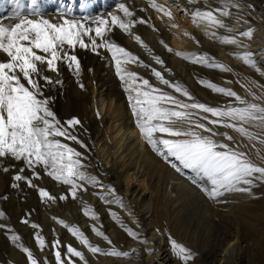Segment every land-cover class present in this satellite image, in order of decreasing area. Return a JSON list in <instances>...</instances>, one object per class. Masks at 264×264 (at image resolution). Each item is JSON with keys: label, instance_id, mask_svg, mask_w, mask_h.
<instances>
[{"label": "snow or ice", "instance_id": "snow-or-ice-1", "mask_svg": "<svg viewBox=\"0 0 264 264\" xmlns=\"http://www.w3.org/2000/svg\"><path fill=\"white\" fill-rule=\"evenodd\" d=\"M188 2L192 4L196 0H188ZM35 3L36 0H30L29 7ZM151 7L157 12L163 11L169 18L172 16V13L161 5L152 3ZM227 7L225 5V9L219 13L220 16L230 15ZM234 7H239V5H234ZM118 10L123 13V18L118 15H111L110 21L97 18L94 22L95 28L87 27L75 19L65 18L61 23H52L47 19L22 17L19 12L14 17V21L18 22L8 27H4V23L0 22V54H4L7 58V62H0V158H9L23 163V167L19 169L20 174L13 177L12 186L15 188L17 186L15 182L24 181L28 187L37 189L34 180L40 179L37 169L42 168L52 180L67 186L72 199L78 198V191L82 186L91 185L103 188L96 176L89 175L84 170L88 165L82 161H87L88 157L70 146V143L76 144L85 152L88 151V145L78 137L76 132L81 121L75 118L66 121L59 119L51 106L53 99L45 92L46 89L62 83L59 79L60 65H66L79 78L81 60L75 54L78 48L80 50L90 48L94 54L104 49L110 54L115 74L126 85L124 91L128 93L127 99L135 117L136 126L151 150L176 173L200 188L209 199L219 201L228 194L247 193L253 186L254 180L264 181V166L258 167L252 163L239 150V147H229L227 143L216 139V137H224L226 140H233L227 132L218 131V127L233 129L249 138L254 137L245 126H254L264 132V107L248 104L236 92L201 79L199 83L212 92L234 98L240 105H245L243 107L208 106L197 101L180 83L170 82L161 71L154 67L150 69L152 76L161 85L186 98L188 101L186 102L178 99L171 92L153 86L148 79L129 71L127 67L129 64L134 63L143 69H148L149 65L126 51L124 47L106 39L113 27L130 34L133 26V13L125 4H121ZM80 11L86 12V5L83 2ZM73 12L72 4L65 8L62 3L58 15L69 17L73 16ZM192 18L197 26L204 25L206 32L215 28H227L229 32L232 31L221 19H217L211 10H197ZM139 23L144 24L145 21L140 20ZM93 32L94 37L91 35ZM211 35L224 45L239 44V40L234 37L217 35L215 32H211ZM243 35L248 36L250 33L246 32ZM85 37H88L90 43H85ZM135 40L157 65L164 68V60L154 54L142 42L139 35L135 37ZM57 44L60 46L59 51L56 50ZM65 45L68 46L67 49ZM165 47L171 53V49L167 45ZM175 55L182 56L183 54L175 53ZM250 55L246 53L242 59L245 64L256 67L253 60L249 58ZM183 58L208 69L229 73L232 71L218 64L207 53L184 55ZM45 71L55 74L56 79L46 75ZM261 142L264 143V140ZM261 159L264 160V157ZM25 170L31 172V177L23 175ZM4 171H9V168H4ZM37 190L44 203L56 202V198L45 189ZM107 191L112 192V189ZM65 199V195L59 196L60 201ZM100 199L109 203L113 202L107 201L106 196H101ZM114 203L119 205L122 202L117 199ZM84 215H90L92 220L99 219L97 214L88 207H85ZM110 215L113 219L119 220L114 212ZM3 216L4 213L0 212V217ZM22 222L26 225L30 223L28 219ZM57 223L68 229L71 235L92 253L100 251L99 248L89 243L88 238L78 228L65 224L63 220ZM30 226L32 229L39 228L37 223H31ZM0 227L4 226L0 225ZM92 231L96 236L108 239L98 229L93 228ZM128 233L132 237L137 235L130 229ZM11 239L17 241L20 237L13 235ZM36 243L41 250L46 246L45 239L39 232L36 233ZM59 243L58 239L52 243L53 249H56V264L62 262ZM21 247L32 264H36L32 252L23 245ZM172 247L177 256L186 261L190 258L186 248L175 242ZM67 253L72 257L84 259L83 254L71 246L67 248ZM112 255L121 256L126 253L114 252ZM44 264H47V261ZM64 264H71V261H64Z\"/></svg>", "mask_w": 264, "mask_h": 264}, {"label": "bare ground", "instance_id": "bare-ground-1", "mask_svg": "<svg viewBox=\"0 0 264 264\" xmlns=\"http://www.w3.org/2000/svg\"><path fill=\"white\" fill-rule=\"evenodd\" d=\"M90 1L93 5L94 1ZM115 1L118 2V0ZM250 1L254 3L237 8L240 10V15L234 13L229 16H220V14L213 13L217 19H221L228 28L232 29L231 32L227 28H215L206 32L204 25H202L196 26L193 32L187 33L188 36L185 35L186 37L181 34L183 38L177 36L178 32L169 30L170 26H168L167 21L161 19L162 14L157 13L151 7L153 0H124L119 2V6L125 4L129 7V10L134 8L133 11H136L137 8H140L141 12L138 15L142 16L141 20L145 21L141 26L132 28L130 34L116 28L118 39L125 50L149 65L148 69H143L133 63L127 66L128 70L148 79L153 86L168 91L170 89L161 85L152 76L150 69L154 67L166 77L170 72V67H175L182 63L184 59L183 55H175V53H179L176 49L183 48L192 51L198 49L200 51L198 54H204L203 51L205 50L200 46V43L214 44L212 46L215 48V54L222 62L220 64L232 69L230 72L231 77L223 72L216 80L219 81V87L226 89L229 87L238 93L241 90L240 88L244 87H241V83H243L245 87L242 88L243 94L239 97L248 104L264 107V75H261V73H264V2L260 0ZM164 2L166 6L177 3L179 5H190L188 0H164ZM134 5H136V8ZM245 10L246 13H249L248 17L244 14ZM119 13L123 15L122 12L119 11ZM251 17H253V20L254 17L257 18V24L260 27L256 29L255 34H252L250 39L252 43L250 42L249 45H246L243 40L244 43L239 41L238 45H224L211 35V32H215L217 35H227L233 38V35L241 27L250 22ZM50 18L56 19V16L53 15ZM141 28H144L147 37L151 38L154 52L157 50L161 53L166 65H164V68L157 65L147 51L136 42V33ZM165 45L171 49V53ZM241 47L248 48L246 53L251 54L249 58L253 60L256 67L244 63L243 55H241V52L244 51L241 50ZM99 52L102 53V51ZM219 59L217 60L219 61ZM108 62L110 64V60L106 63ZM86 71H88V66L81 71L79 77L82 80H88L89 84L92 85L94 83L92 77L83 74ZM119 80V77H115L112 89L106 90L107 94L112 97L111 99L116 102L115 110L117 112L122 111L119 117L120 123L116 128V135L121 134V137L115 145L116 149L113 154L115 156V154L120 153L119 156L121 157L119 163L113 157L111 170L105 171L104 167L95 158L89 159V155L94 153L92 142L100 139L102 128L99 122L92 120V118H85L84 121L88 126L89 122H96L88 137H84L86 139L85 144L88 145V151L85 152L84 150L88 157L86 161L88 167L84 170L87 174L96 176L102 182V185L111 187L110 200L107 201L113 202L109 203L100 199L101 196H105L100 191H105L106 186L92 188L91 185H85L78 191L79 199L83 203L79 213L75 215L74 219L66 216V219L64 218L65 221L67 220L65 224L72 222L73 227L82 231L88 238L89 243L99 248L100 251L92 253L74 237L71 240L73 247L83 254L84 259L81 260L79 257L68 258L65 256L67 247L62 240L61 264L69 259H71V264H185L180 263V260L177 259L184 260L180 256L176 257L175 250L172 247L173 242L187 249L190 254L189 259L192 261L188 264H264V181L254 180L253 186L247 193L228 194L219 201L209 199L200 188L196 187L189 179L176 173L161 157L151 150L136 126L134 118L128 116L126 112L129 111V107L128 103L126 104L127 98H125L122 91V86L126 85L119 82ZM236 82L239 86L236 85ZM79 87L76 99L78 104L81 100L79 105L82 111H85V108H83L85 91L82 90V85ZM91 87L94 89L93 85ZM221 99L220 107L228 105L245 106L240 105L238 101L232 104L230 101L225 102L226 98L221 97ZM102 100L100 102L103 106ZM97 119L100 120L98 117ZM245 127L248 132L252 133L254 138L243 136L233 129L218 127V131L227 132L233 137V140L229 141L224 137H216V139L227 143L229 147H239V150L252 163L258 167L264 166V160L261 159V157H264V143L261 142L264 140V132L254 126ZM98 155L97 153L96 156ZM108 155L106 152L103 153L105 158H108ZM105 163L107 164L106 159ZM132 177L141 179L146 184L149 192L147 195L144 194L145 191H139L135 188L129 189L128 184ZM124 183L127 185H124ZM201 183L205 182L201 181ZM206 186L210 187V185ZM115 195L119 198L115 199ZM121 198L123 201H121ZM117 199L122 203L119 205L114 203ZM85 207L95 212L99 219L92 220L90 215L85 216ZM113 212L119 218L118 221L110 215ZM59 218L62 217L59 216ZM52 220L51 239L60 240V238L66 237L65 227L57 223L59 220L53 218ZM93 228L103 232L108 239L105 240L103 237L96 236L92 231ZM129 229L137 234L136 237L129 235ZM114 252L126 253V255L115 256L112 255Z\"/></svg>", "mask_w": 264, "mask_h": 264}, {"label": "rangeland", "instance_id": "rangeland-1", "mask_svg": "<svg viewBox=\"0 0 264 264\" xmlns=\"http://www.w3.org/2000/svg\"><path fill=\"white\" fill-rule=\"evenodd\" d=\"M93 1L95 3V5L93 3L94 6L91 4L90 0H36V3L34 5H31V7H29L30 0H0V22L4 23L3 25L4 27H8V25H12L18 22V21H14V17L16 16L17 12H19L22 17L27 16L31 19L42 18V19H47L52 23H61L65 18L75 19L77 22L84 23L87 27H92V28H95L96 25L94 22L97 18H104V19H108L109 21L111 19V15H118L121 18H123V15L119 13L118 8L120 7L119 2L124 0H118V2H116L115 0H92V2ZM260 1L264 2V0H260ZM82 2L86 5L85 13H82L80 11ZM62 3L65 6V8L69 4L73 5V10H74L73 16L61 17L60 15H58V10L61 9ZM151 3L161 5L164 8H167V10L172 13L171 18H169L167 15L164 14L163 11L157 12L154 9L157 13L162 14L161 19L167 21V23L169 24L168 26H170L169 30L170 31L173 30V32L176 33L178 32L177 36L179 38L180 37L183 38V36L185 35L188 36L190 32H193L194 28L197 26V23H194L192 18L193 13L195 11L197 10L202 11L206 9L207 11L211 10L213 11V13L219 14L222 10L225 9V5H227L228 6L227 11L230 14L237 13V15H240V10L237 9L238 7H234V5H239V7H242L244 5L251 4L254 2H251L250 0H211V1L196 0L195 3H192L190 5H179V3H177V4H170L169 6L165 5L164 0H153V2ZM125 6L129 9L127 5ZM134 6L136 8V5ZM133 9L130 10L133 13L132 28H136L138 26H141L139 21L143 17L138 15V13L141 12L140 8H137L136 11H133ZM65 14L67 15V13ZM244 14L246 17L249 16V13H246V10L244 11ZM53 15L56 16V19L50 18V16ZM85 16H87V18H85ZM249 20L253 25L249 22L247 25L241 27L237 31V33L233 35V37L235 38L237 37V39L241 43L244 41L246 45L252 43L250 41L251 36L252 34H255L256 29L260 27L257 24L256 17H254V20L253 17H251ZM7 21L9 23L5 24V22ZM200 26H202V24ZM116 32H117L116 28L114 27L111 28V31L107 34L106 39L119 44L121 47H124L121 41L118 39ZM246 32L250 33V35L248 36L243 35V33ZM136 34L139 35L141 37L142 42L144 44H147V46L151 48V50H153L152 52H154L155 49L153 48L154 46L152 44L151 38L147 37L144 28H141V30ZM91 35L94 37L95 33L93 32L91 33ZM84 39H85V43H90L88 37H85ZM97 43H99V40H97ZM212 45H210V43L209 44L200 43V46H202L204 48L203 50L206 51L203 52L207 53L213 60H215L218 64H220L222 62L218 58V55L215 54V48ZM67 47L68 46L65 45L66 49ZM59 48L60 46L59 44H57L56 50L59 51ZM172 48L174 49L173 46ZM247 49L242 48L241 50L244 52H241L242 53L241 55L244 56L246 54ZM99 51H102V53L99 52L98 54H94L90 50V48L87 50H80L78 48L75 52V54L78 56V59L81 60V71H83L84 68L88 66V71L83 72V74L92 77V79L94 80V83L92 84L94 86V89H92L93 87H91L92 85L89 84L90 82L88 80L86 79L82 80L80 77L77 78L74 72L72 70H69L66 65H60L59 79L62 81V83L60 85H56L54 87H50L46 89L45 92L48 97L53 99V104L51 106L53 107V110L56 112L57 117L59 119H61L62 121H66L67 119L75 118L81 121V124L76 128V132L78 137L84 142H86L85 138L88 137V134L91 132V128H93V126L96 124V122H89V126H88L86 123H84L85 118H90V119L92 118V120H96L97 122H99L102 128V132L101 135L99 136L100 139L96 142L95 141L92 142L95 154L93 153L92 155H89L90 156L89 159L91 160L95 158L96 161L99 162L104 167L105 171H109L113 167V157L116 158V161H118L117 163H119L121 157L119 156L120 153L115 154V156H113V154L115 153V149H116L115 145L121 137V134L116 135L117 132L116 128L120 123L119 117L122 111L117 112L115 110L114 106L116 102L113 99H111L112 97H110V95H108L106 91L112 89V87L114 86L113 83L114 78L115 77L118 78V76L115 74L114 64L111 61L109 53H107L104 49H100ZM176 51L182 53L183 56L200 53L198 49L192 51L183 48H178L176 49ZM104 52H106L107 55L104 54ZM155 53L156 55L160 54L159 56L162 59L161 53H159L157 50L154 52V54ZM217 59H219V61ZM108 60H110V64L112 67L110 66L109 62L106 63ZM0 62H7V58L6 56H4V54H0ZM167 72L169 71L167 70ZM170 72L172 73L170 74ZM170 72L167 75L168 77L166 76L165 78L166 79L169 78V80L171 79L170 82L172 83H180L182 86L186 87L189 90V92L196 98V100L201 103H205V104L207 103L206 105L212 107H220L219 103L222 101L221 97L226 98L225 102L230 101L232 104L236 102L234 98L230 99L228 97H224L222 94L214 93L210 89H207L206 87H204L199 83V81L203 79L209 81L210 83H216V85L219 86V81L216 80L219 79L223 71L208 69L200 65L193 64L190 60L183 59L182 63H179L175 67H170ZM45 74L51 76L53 79H56V75L53 73H48L47 71H45ZM226 74L229 77H231V74L229 72H226ZM119 82L122 81L119 80ZM80 85L83 86L82 90L85 91L84 92L85 96L83 97L84 100L83 108H85V111H82L81 106L79 105L81 103V100L79 101L78 104L76 99V93L80 88L79 87ZM236 85L239 86L237 82ZM242 86L245 87V84L241 83V87ZM125 87L126 86L124 85L122 86V91L125 98H127L128 93L124 91ZM242 88L240 89L242 90ZM228 89L230 88L228 87ZM241 90L238 91L239 93L238 96L240 97L243 94V91ZM234 91L236 92V90ZM168 92H172L171 89L168 90ZM238 93L236 92V94ZM172 94L176 95L178 99L182 98L183 100H186V98L184 99V97L179 96V94L177 93L173 92ZM99 99L100 100L103 99L102 100L103 106ZM186 102L188 101L186 100ZM126 104L129 107V111H126L128 116L134 118L135 121V117L133 116V113L131 111V107L128 102V99H126ZM97 117L100 118V120H98ZM62 142L68 143L67 141H62ZM70 146L76 148V150L85 154L84 149L78 147L79 145L70 143ZM105 152L109 154L108 158L107 157L105 158L103 156V153ZM97 153L99 154L98 156H96ZM105 159L107 161V164L105 163ZM82 163H87V162L82 161ZM6 167L9 168V171L7 172L4 171V168ZM21 167H23L22 162H16L9 158H0V212L4 213V216L0 217V225L4 226V227H0V264H32V262L28 259L27 253L23 251L21 245H23L24 248H28V250L32 252L33 259L36 261V264H44L45 261H47V264H56L55 261L56 249H53L52 247V243L55 240L51 239L52 237L51 233L53 231L52 218L56 220H63L64 223L67 222V220L65 221L66 219L65 216L74 219L75 215L79 213L81 205H83V203L81 202L82 200L79 199L80 197L79 194L77 199H72L68 192V189H66L67 186L61 185L58 182L52 180L43 172L42 168L37 169V171L40 173V179L34 180V183L37 185V189L43 188L46 191H48L50 195L54 196L56 200L58 198V200L55 203H52L51 201H49L48 203H44L43 201H41L38 190L28 187L24 181L15 182L17 186L14 188L12 186L14 183L13 177L17 174H20L19 169ZM23 175L25 177H31V172L25 170ZM100 183L102 184V182ZM124 185L127 184L124 183ZM103 186H106L107 190L111 188L108 185H103ZM90 187L93 188V186ZM128 187L129 189L135 188V189H139V191H145L144 192L145 195L149 193L148 187L146 186L145 183L141 181V179L132 177L129 180ZM106 189L105 191L102 192L100 191V193H102V195H105L107 197V200H110L109 199L110 194ZM61 194L65 195L66 197L64 201L59 200L58 196ZM114 198L115 199L119 198V196L117 197V195H115ZM121 201H123V199ZM59 216L62 218H59ZM24 219H28L30 223L27 225L24 224L22 222ZM31 223H37L39 225V228L32 229L30 226ZM67 225L73 227L72 222L67 223ZM64 230L66 231L67 236L60 238V240L58 239L60 241L58 248L61 251V253L63 252L61 249V244L63 241L65 242L64 244H66L67 248L69 246L73 247L71 240L74 237H72L68 229L65 228ZM37 232H39L45 239L46 246L43 250H41L39 245L36 243ZM13 235L19 236L20 239L17 241H13L11 239V236ZM68 255L69 254L66 253L65 256H67L68 258L72 257ZM176 257L178 256L176 255ZM177 259L180 260V263L188 264V262H192L190 259H188L187 261L186 260L182 261V259L180 258Z\"/></svg>", "mask_w": 264, "mask_h": 264}]
</instances>
